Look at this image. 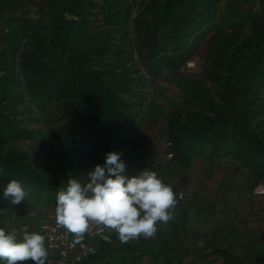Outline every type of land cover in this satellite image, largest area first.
Listing matches in <instances>:
<instances>
[{"label": "rangeland", "instance_id": "obj_1", "mask_svg": "<svg viewBox=\"0 0 264 264\" xmlns=\"http://www.w3.org/2000/svg\"><path fill=\"white\" fill-rule=\"evenodd\" d=\"M71 1L0 11V228L42 234L57 193L87 183L111 151L129 177L152 170L178 190L177 160L220 150L239 161L229 175L244 194L264 192V0ZM13 179L28 190L20 204L3 195ZM230 210L211 223L219 245L237 264H264V216L253 230ZM107 229L95 264H211L191 250L199 236L123 242Z\"/></svg>", "mask_w": 264, "mask_h": 264}, {"label": "clouds", "instance_id": "obj_2", "mask_svg": "<svg viewBox=\"0 0 264 264\" xmlns=\"http://www.w3.org/2000/svg\"><path fill=\"white\" fill-rule=\"evenodd\" d=\"M122 152L111 151L104 163L88 172V182L68 180L67 187L56 195V222L71 233H85L95 222L115 230L121 241L151 237L158 222L171 218L170 209L176 204L172 187L165 184L156 172L144 170L140 174L126 175ZM5 198L20 204L28 190L18 180L4 187ZM48 250L45 237L39 232H25L18 238L16 230L0 228V264H18L32 260L46 264Z\"/></svg>", "mask_w": 264, "mask_h": 264}, {"label": "crops", "instance_id": "obj_3", "mask_svg": "<svg viewBox=\"0 0 264 264\" xmlns=\"http://www.w3.org/2000/svg\"><path fill=\"white\" fill-rule=\"evenodd\" d=\"M68 5L74 4L71 0H0V11L56 13L66 11ZM194 155L176 161V170L185 176L178 179L185 198H178L179 188L173 190L176 204L170 209L171 218L167 222H158L157 231L152 236L180 235L185 243L193 246L196 245V240H189L186 236H199L201 237V240H198L200 246L191 249L192 251L208 253L211 264H230L224 253L230 254L219 245L221 241L217 240L224 233L212 230L211 223L224 218L225 210L231 208L232 216L238 214L241 218L249 217L248 222L251 228L260 229L261 215L264 216V192L244 194L243 190L239 189L238 175H234L235 178L229 175L232 165L236 166L239 161L229 157L228 154L219 150L214 159L210 160L206 159L204 154ZM198 166L202 167V171L197 169ZM197 208H203V212L197 211ZM197 219L204 223L208 221V227L206 226L208 229L203 232H193L192 227L196 226ZM200 226L205 227V224L202 223ZM262 226L264 227V223ZM77 237L81 239L78 235ZM231 257L236 261L233 256Z\"/></svg>", "mask_w": 264, "mask_h": 264}, {"label": "built area", "instance_id": "obj_4", "mask_svg": "<svg viewBox=\"0 0 264 264\" xmlns=\"http://www.w3.org/2000/svg\"><path fill=\"white\" fill-rule=\"evenodd\" d=\"M165 157L171 160L174 153L167 152ZM184 197L183 192L178 193L179 199ZM42 235L45 237V244L49 251L46 264H95L94 259L99 254L96 243L111 242L108 229L103 225L90 223L88 230L83 233L84 238L78 239L76 234L57 224L56 216L43 224Z\"/></svg>", "mask_w": 264, "mask_h": 264}, {"label": "trees", "instance_id": "obj_5", "mask_svg": "<svg viewBox=\"0 0 264 264\" xmlns=\"http://www.w3.org/2000/svg\"><path fill=\"white\" fill-rule=\"evenodd\" d=\"M224 254H225V257L229 259L230 264H237L236 261L230 255H228L227 253H224Z\"/></svg>", "mask_w": 264, "mask_h": 264}]
</instances>
